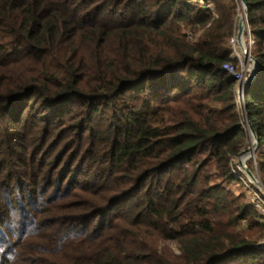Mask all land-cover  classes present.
Here are the masks:
<instances>
[{"label": "trees", "instance_id": "obj_1", "mask_svg": "<svg viewBox=\"0 0 264 264\" xmlns=\"http://www.w3.org/2000/svg\"><path fill=\"white\" fill-rule=\"evenodd\" d=\"M246 1L260 150L264 0ZM240 8L0 0V264H264V220L231 188Z\"/></svg>", "mask_w": 264, "mask_h": 264}, {"label": "built area", "instance_id": "obj_2", "mask_svg": "<svg viewBox=\"0 0 264 264\" xmlns=\"http://www.w3.org/2000/svg\"><path fill=\"white\" fill-rule=\"evenodd\" d=\"M202 3L209 7L210 4ZM243 13L241 17H245L244 7ZM241 43L244 46V49L241 47ZM255 44V40L251 34V29L249 23L245 24V31L243 35V40L240 42L238 38V24L235 34L230 38L229 46L232 49L231 57L232 61H228L223 65V68L228 71L236 80V95L239 105L241 107L244 120L246 123L245 116V107H246V99H245V89L248 85L249 77L254 74L256 63L252 58V47ZM256 163V162H255ZM257 165V164H256ZM240 170L241 167L239 168ZM243 171V170H242ZM244 172V171H243ZM246 174V173H245ZM257 175L259 176L258 170ZM241 181L245 185L246 194L254 205L255 209L258 211L259 217L264 220V189L262 186L258 185L255 181L251 180L246 174L245 177L240 176ZM264 246V241L261 242Z\"/></svg>", "mask_w": 264, "mask_h": 264}, {"label": "water", "instance_id": "obj_3", "mask_svg": "<svg viewBox=\"0 0 264 264\" xmlns=\"http://www.w3.org/2000/svg\"><path fill=\"white\" fill-rule=\"evenodd\" d=\"M240 2L244 7V14H245V17H241V19L238 22V38H239V41L241 42L243 40V35H244V31H245V24H246V22H248V3L246 0H240ZM252 58L254 59V61L256 63V67H255L254 74L249 77L248 84L251 81H253V79L255 78L257 71H258V61L256 60V58L253 55H252ZM245 112H246L245 113L246 122L248 125L247 131L252 133V135L254 136V138H255V149H257L259 146L260 139H259V136H258L256 130H255L253 123L251 122V120L249 118V115L247 114L246 107H245ZM250 150H251V147H248V148L243 149L240 152V154L238 156V164L240 165L241 169L248 175V177L251 180L255 181L258 185L262 186L264 189V183L261 180V178L258 177L256 171H254L252 168H250L246 164V162L243 161V159H242L243 155H245Z\"/></svg>", "mask_w": 264, "mask_h": 264}, {"label": "rangeland", "instance_id": "obj_4", "mask_svg": "<svg viewBox=\"0 0 264 264\" xmlns=\"http://www.w3.org/2000/svg\"><path fill=\"white\" fill-rule=\"evenodd\" d=\"M242 4H241V8H240V14H239V19H238V22H239V20L241 19V15H242V13H243V8H242ZM238 24V23H237ZM243 48V47H242ZM244 49V48H243ZM252 140H254V138H253V136H252V134L250 133V132H248V141H247V145H246V147L245 148H248V147H251V143H252ZM255 141V140H254ZM244 148V149H245ZM264 148V144L262 143L261 144V146H260V150H259V146H258V148L257 149H254L253 150V152H252V154L251 155H249V157L247 158V160H246V163H247V165L250 167V168H252L254 171H256V173H257V170H258V167H257V163H255L256 162V155H260L261 154V150ZM239 156V155H238ZM238 156H236L234 159H233V163H232V165L233 166H235L236 167V169H235V171L236 170H240L239 168H240V165L238 164ZM231 188L237 193V194H240L241 192H244V193H246V190H244L243 188H242V186L239 184V183H237V182H235L234 184H232L231 185ZM262 241H264V239L262 240ZM172 246H173V248L177 251V252H179L178 251V249H177V247H176V245H174V244H172Z\"/></svg>", "mask_w": 264, "mask_h": 264}, {"label": "bare ground", "instance_id": "obj_5", "mask_svg": "<svg viewBox=\"0 0 264 264\" xmlns=\"http://www.w3.org/2000/svg\"><path fill=\"white\" fill-rule=\"evenodd\" d=\"M241 47H243L244 48V46H243V44L241 43ZM252 134V133H251ZM253 136V135H252ZM253 138H254V136H253ZM254 140H255V138H254ZM254 140H252V143H251V150L250 151H248L245 155H243V157H242V159H243V161H245L246 162V160H247V158L249 157V155H251L252 154V152H253V150L255 149V141ZM247 164V163H246Z\"/></svg>", "mask_w": 264, "mask_h": 264}]
</instances>
